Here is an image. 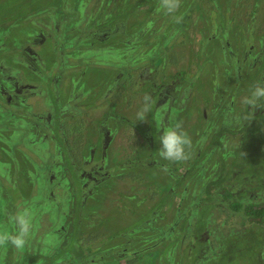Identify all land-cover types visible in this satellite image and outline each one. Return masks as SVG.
Wrapping results in <instances>:
<instances>
[{
	"label": "rangeland",
	"instance_id": "obj_1",
	"mask_svg": "<svg viewBox=\"0 0 264 264\" xmlns=\"http://www.w3.org/2000/svg\"><path fill=\"white\" fill-rule=\"evenodd\" d=\"M259 1V3H255L254 0H181V6L175 15H185L182 16L183 18L180 23H175L172 16L160 10L159 0H149L138 8H129V17L126 20V24H120V29L122 31L120 30L118 32L123 38H126V41L122 44L120 40L112 37L109 40V43L111 42V46L109 44L111 51L102 48L105 46L104 42L95 45V48L90 47L92 41L88 38L89 35H87L88 37L84 36L78 41L72 42V32L74 29L66 30L65 28H58V33H55L54 29L45 24L46 28L49 30V35L52 37V44L50 45V40L48 38H46L42 44H37V51L42 55V58H40L42 60V65H38V69H29L27 65L16 66L17 63L24 65L25 62L21 61L16 63L14 58L11 57L9 62L18 69H22L21 78L24 84H32L33 92L38 88L32 95V97L35 95L33 97L34 102H32L34 109H36L35 111H49L52 118L51 121L45 124L42 133L38 134L41 135V137L38 136L36 139V141H39L38 151L41 153L30 154L28 151L29 148L27 147V150L26 146L30 144L31 138L33 137L31 135L25 136L24 132L18 136L21 131L20 129L24 127L23 124L19 123L18 112L20 110H26L31 113L33 108L21 104L19 106L14 105V111H10L9 109L12 108V105L6 104L7 109H4V97H2V99L0 98V231H7L12 234H15L17 231L15 224L10 220V216L5 217L7 215V206L10 207L14 204L12 208H15V211L7 212L8 215H13L18 210L25 207L30 208L33 213V228L27 243L22 249H17L10 242L0 246V264H29L31 262L29 258L31 257H35V263L33 264H80L76 260H68L69 258H67V256L63 257L62 254L58 255V244L56 242L58 230L61 231L66 239L65 245L72 233H76V235L79 236L77 240L72 237L69 246L78 243L79 246L83 248L86 247L89 243H85L80 238L86 237L88 233L92 231L104 233L101 238L115 236L108 241L109 245L117 242L124 245V240H122L120 235L124 234L126 229L128 230L131 226L137 224L141 218L143 219L145 216L143 214L144 212L158 208L160 201H166L165 196H161V194L156 195L155 192V190L159 192L162 189V185L159 184V181L164 179V172L162 169L173 168L174 171L169 172L173 174L174 178H178L181 173L185 172L186 168H188L192 174H195L200 165L199 157L201 158V154H204L205 151L207 155L209 147L214 145V142L211 143L212 145H209V138L203 136L207 120L210 121L209 119L204 120L203 117L200 118L201 115L199 112L205 97L217 106L220 104L221 99L218 100L214 93L219 87L226 89L224 96H222L223 102H225V98L231 96L233 93L230 89L232 87L231 83L234 80V65L243 68V75L242 79L239 81V85L242 86L244 81L246 82V86L240 90V98L249 95L250 89L257 84L255 81L256 75H253L254 70L248 72L246 64L245 62L243 63L242 60H245V52L249 51L255 54L256 51L259 50L260 44L258 40H256L257 38H261L264 43V0ZM57 3H62L66 6L68 10L66 12L67 19L73 20L75 24L79 23L80 19H89L88 30L85 29V25L81 21L79 28L80 30L85 29L86 34H93L94 30L89 32L91 30L90 28L101 22L104 12H109L112 1H108L107 3L106 0H0L1 88H9L8 81L10 78H13L15 74V72L11 71L12 66L10 67V64L3 63V50L9 48L11 50L9 52L11 55H13V53L21 55L20 60H23L25 58V47H18L17 42L24 43L26 40L24 38L25 33L35 29L36 26L38 28V22L33 24L32 21L28 20L37 21L36 18L40 19L45 16V12H48L46 17L53 19V13L65 12V10H58V7H56ZM104 8L106 10H104ZM132 10H134L135 13L130 15V11ZM254 11L260 12L258 22H253L255 26L251 25L254 19L252 15ZM107 17L109 18V16ZM98 18L101 19L98 20ZM105 19L106 18H104V20ZM133 20H136L134 25L132 24ZM74 22L71 23L74 24ZM110 24L114 25L113 20L110 21ZM57 25L60 26V23L58 22ZM99 25H102V23ZM145 25L150 26L151 29L153 28L155 33H150L146 29H143ZM138 27H141V29L139 30ZM65 38L66 43L69 46L74 43V47L78 49V51L69 52L65 49L64 52L60 54H53V47H58L56 45L58 42L60 44L58 48H62L64 46L62 41H64ZM138 39H142L144 43H148L145 49L136 52L138 49ZM131 40H134V43H131ZM54 41H56V43H54ZM160 43L162 47L165 43L163 49L166 53L163 52L162 54V56H164V60L162 61L163 65L171 57H174V61L168 64L164 69L162 68V62L157 63L158 65L153 71L146 72V76L153 78L155 81L164 82L165 73L170 74L172 71L177 72L175 82L179 83L176 84L175 93H178L185 87L180 101L186 102L190 97L189 107L185 105L183 112L188 111L191 115L188 117L189 120L187 122L184 121L181 126L192 141L190 159L177 162L165 160L164 168H162L157 165V163H160L161 159H163L159 156V153H157V146L154 145L152 149H148L147 140L141 131L135 133L125 131L126 138L121 141H116V147L113 149V154L110 155V163H108L109 165L107 166L108 169H110V173L108 177H106L107 179L104 178L102 182H100L99 188L96 190L93 199H89L88 197L86 201L81 202L83 203L81 210H79L81 203H78L77 197H75V193L72 191H65L66 200L57 197L55 184L58 180H55L51 184L48 183L47 180L37 184V170H41L39 171L41 178L49 176V180L53 181L61 171L64 173L66 168L71 170L76 169L74 166L69 165V162L72 163L73 159L71 160L66 154L64 144L62 148V138L59 139L58 137L59 134L62 133V129L58 126L66 121V114L62 113L64 102L66 101L69 105H73L76 100L74 96L77 97V95L72 91L68 92L66 90H61L60 93L59 83L57 82L58 85L56 86V82L53 81L55 78V71H65L67 68L66 64L78 63L80 67L65 72L64 74L76 77V81L86 79L95 83L101 79H106L109 84L115 76L118 80L121 79L122 73L124 72L122 68L124 70L127 69L128 72L130 69H137L144 65H146L145 70L150 68L153 64L152 61L155 60V54L152 52L153 45L157 47ZM251 43L254 49H248V45ZM166 44H171L172 46H167ZM123 45H126L128 49L132 46L129 51L132 54H128L127 52V56L135 60H131L132 66L126 65L127 61L119 56V53L124 49ZM149 48L150 51L147 52ZM262 53H264V50ZM137 54H144L145 61H140V58H137L139 57ZM260 56L263 57V55ZM52 64H54L55 67L51 68ZM257 66L264 70V59L257 63ZM157 68L159 69L157 72L158 74L154 75V71ZM116 69H120L122 72ZM78 75H80V77ZM136 75L134 77L133 75L128 76V79L133 77L132 83H136L137 79L135 80V78H138ZM261 76L262 75H259L258 78ZM252 77L254 78L253 81H251ZM68 78L72 79L71 77ZM181 78L182 80L180 81L179 79ZM172 79L173 78L169 77V81H167L166 85L169 84ZM138 81L139 83L136 85V95L138 94V96L135 101L141 102L145 94L149 95L152 101L151 110L145 115L144 119H139L138 111L141 105H134V94L132 93V95H130V93L124 90V95H117V93L113 94L114 97L116 96L113 104L117 102L116 107L114 106L113 109H117V112L111 115V117L131 125L139 124L146 127L147 133L158 143L159 134L156 135L158 124H162L164 127L161 132L162 135L164 130L170 128L174 124L175 115H173V108L171 111L168 107L170 103L169 98L166 96L161 97V92H164L163 88H161L159 92L156 90L158 86L154 88V86L149 85L146 88H142L139 78ZM63 82L64 81L60 82V89H62ZM261 82H263V80ZM121 83L123 82L121 81ZM151 83L152 80L149 81V84ZM80 86L83 87L82 85ZM116 86L112 88L115 89ZM66 89H68V87H66ZM105 90L106 88L103 94H105ZM65 92H68V94L64 95ZM98 92L101 93L99 88ZM98 92L97 96L99 97L100 93ZM86 97L87 96L83 97L84 101ZM108 98L109 96H105V98L99 101L100 107L97 108L98 113H102L104 109H106L109 100L106 102L105 100ZM128 100L131 101L129 106L126 105ZM86 103L87 105L92 104L91 102ZM262 106L264 113V102ZM252 110H254V108H252ZM159 113L161 114L159 115ZM159 120L162 123L159 122ZM246 126L247 124H245L244 136L241 137L239 148L235 147L236 140L233 139L231 146L225 144L220 148V154L214 149L215 152L212 157L218 158L216 160L227 162L230 160L228 156L233 150L235 157L233 160L235 161L234 167L239 169L245 168L244 175H242L244 180L240 182L247 184V188H244V190L248 189V198L252 200V202H256L262 197L264 198V127L262 131L255 130V132L261 136L260 139L256 135H253L251 127ZM52 129H54L55 132L49 135L48 132ZM44 135L45 138L43 137ZM51 136H53L56 146L59 145L62 150L61 154L59 153V162L62 164L55 170H53V167H47V169L45 167L54 162L51 156L45 154L46 150L50 154V150L48 146L44 144V141ZM66 138H68L70 146L73 141H76V137L73 139V134H68ZM89 139L91 142L94 141L91 137ZM137 140H139V144L136 143ZM86 142L85 139H81L80 144H78L79 150L82 149L83 151L85 149ZM141 145L143 147H140ZM111 146H114V144H111ZM137 146H139V148ZM48 157H50L49 160H45L48 159ZM130 157L131 160L133 157L134 159L136 158L138 165H131V167H129L130 170L128 167L119 170L118 164L116 165V163L125 161ZM223 157L227 158L224 159ZM84 159H86V156L82 155L78 160L82 162ZM42 161L44 165H41ZM146 162L150 163V167H145ZM190 167L192 168L190 169ZM218 169L219 166H216L214 172H218ZM117 172L120 173L121 176L116 177ZM128 172H132L133 175L128 176ZM178 172L180 173L178 174ZM224 173H226V171ZM28 175H34L35 183H33V177ZM28 177L29 179L27 182ZM84 179L85 181L82 182V184L79 180L75 181L78 185L81 184L80 188L85 186L86 177ZM165 179L167 183L171 184L169 177ZM190 184L191 183H189V185ZM185 185H187L186 181L180 184L181 188H184ZM57 186L60 188L64 186V183L58 184ZM78 191L79 189L76 191V195ZM152 194L156 196H153L154 200H149L148 197ZM118 199H120L121 203L117 206L115 200ZM190 200H197V198ZM145 204H147L146 207H144ZM170 206L175 207L176 205L171 203ZM197 206L199 209L194 212L205 208V205L201 202ZM62 209H64V214L60 212ZM105 210L110 211V218L105 220L103 226H99L100 230L91 228V224L98 225L101 222L100 219L96 221L93 218V216H95L93 211H96L98 214ZM46 212H49V214H45ZM90 212H92L89 215L91 219L86 216ZM52 219L55 221L53 222ZM247 225L248 223L243 224L239 217L229 215V212L224 208L217 209L216 207H212L207 215L206 228L200 224H195L194 229L189 232V236L183 242L181 257L184 258V263L196 264V262L192 260V255L199 249V243L201 241L207 240L208 243L206 246L209 250L205 252L203 257L205 259L207 256L217 252L214 243L217 242L218 238H223L232 233H240L241 229ZM55 228L58 229L56 230ZM120 228H123V231L120 230ZM41 234L43 238L40 237ZM50 235L54 236L53 239L45 242L46 238ZM91 238L92 244L100 240L98 237ZM33 239H35V241H33ZM257 240L258 239L245 240L243 242L244 245L241 247L242 249H240L241 251H238V255L234 256L232 260L225 264H261L258 259L259 253H257L256 249ZM154 241L155 240L148 241L153 243L146 252L149 254V259L145 253L138 257L135 264L170 263V254H164L165 259H157L159 253H155L153 256L151 255L154 247L160 252H162L161 249L164 248L163 244L159 247L154 245ZM74 248H77V246L73 245L72 249ZM52 249L56 250V254L50 257L49 251ZM174 252H176V259L182 262L178 247L173 250V253ZM21 253H23V255ZM62 257L63 259L61 260ZM109 263L124 264L122 259L118 262L117 260H109Z\"/></svg>",
	"mask_w": 264,
	"mask_h": 264
},
{
	"label": "flooded vegetation",
	"instance_id": "obj_2",
	"mask_svg": "<svg viewBox=\"0 0 264 264\" xmlns=\"http://www.w3.org/2000/svg\"><path fill=\"white\" fill-rule=\"evenodd\" d=\"M106 1L107 3L108 1L109 2L112 1L111 8L109 9L110 14H106L109 12L104 13V16L101 20V22L103 23V26L99 25L100 23H98L97 27L99 28L97 27L90 28L91 30L89 32L94 30L93 34H86L85 29L88 30V21L86 19H80L79 23L77 24H75L73 20H68L66 17L67 16L66 12L68 10L66 6H64L62 3L60 4L57 3L56 7H58V10L59 9L65 10V12H60L57 14L53 13L52 15L53 19H51L50 17H46V14H48V12H45L44 14L45 16L41 17L40 19L36 18L37 21L28 20V21H32L33 24L35 22H38L37 24L38 28L36 26L35 29L29 30L28 32L25 33L24 38L26 40L24 43L17 42L18 47L20 48L22 46L25 47L24 66L27 65L29 69L36 70L38 69V65H42V60L40 59L42 58V55L38 53L37 51L38 49L36 46L37 44H42L46 40V38L50 40V45L52 44L51 43L52 37L49 35V30L46 28L45 24H47L50 28L54 29L55 33H58V30H57L58 28H65L66 30L74 29L72 32V40H73L72 42L78 41L81 37L89 35V37L88 36L87 37L91 39L92 41L90 45V47L92 48H95V45H98L99 43L104 42L105 46L102 48L104 49L106 48L108 51H111L110 49L111 42L109 43V40L112 37L116 38L117 40H120L121 43L124 44L126 41V38H123L118 32L121 30L120 24L122 23L126 24V20L129 17L128 16L129 9L128 10L121 9L119 12H116V9L118 7H114V4H115L114 1L113 0H106ZM111 12L113 14L112 19H110L112 15ZM132 13H135V11L134 12L131 11L130 15ZM107 16H109V18ZM104 18L106 19L104 20ZM112 20L114 22V25L110 24V21ZM80 21L84 23L85 25L84 30H80L79 28ZM58 22L60 23V26L57 25ZM71 22H74V24H72ZM125 26H128V25H125ZM39 29H42V30H39ZM138 29L140 30L141 27H138ZM143 29H146L150 33H155V30L153 28L151 29L150 26L148 25H145ZM256 40H258L259 44L262 45V46L259 45V48H261V51L257 50L255 54H252L249 51L245 52L244 54L245 60H242V61L243 63L245 62L248 72L254 70L253 75H256L255 81L257 83L264 84V70H262L259 66H257V63L261 62V60L264 59V56L263 57L260 56L262 55V51H263L262 50L263 42L261 38H257ZM56 41H54V43H56ZM62 42H63L62 44H64L62 48H58L60 45L58 42L56 44L58 47L56 46L53 47V54H56V53L60 54L64 52L65 49H67L66 51H69V52L78 51V49L74 47V43H72L73 45L71 46H69L66 43V38ZM130 42L134 43V40H131ZM137 43H138V49L136 50V52H139L141 49H145V46L147 45L148 42L144 43L142 39H138ZM160 46H161V43L157 47L156 45H153L152 52L153 54H155V60L152 61L153 64L150 68L145 70L146 65H144L142 67H138L137 69H130L129 72L126 69V71L123 72L122 79L119 80L120 84L119 83L114 84V81H112L111 83L107 85L106 90H105V95L109 96V98L106 99L105 102L107 100L109 101H108V106L106 107V109H104L102 113H98V111H96L93 107V105L95 104L96 96L98 92L97 84L95 85L96 82L93 83L91 80H86V79H82L81 81L78 82L77 86L73 89V93L76 92V90H78V92L76 93L77 97L74 96V98H76L74 104L69 105L65 101L62 106V113L66 114V121L63 122L60 126H58V127H61L62 129V133H60L58 137L59 139L62 138V148L64 144L65 149H66V154L71 160L74 158L77 159V156H79L80 154L85 155L86 159L82 160V162L78 160L77 162L70 163L68 161L69 165L74 166L77 170L76 169L71 170L67 168L64 173L61 171L53 181L49 180L50 178L49 176L45 178L44 177L41 178V176L39 175V171L41 170H37V174H36L37 184L44 182V180H47V182L50 184L53 183L55 180H58L57 183L55 184L56 195L58 198H62L63 200H66L65 198L66 194H64L65 191H72L73 193H75V197H77L76 191L80 188V185H78L75 181L79 180L80 182H84L85 177H86L85 186L87 185V186L93 187V189H98L100 182H102L104 178L108 177L110 173V169H108L107 167L109 165L108 163H110L109 161L110 155L113 154V149H115L116 147V141L117 140L121 141L126 138L125 131H131L132 133H135L138 131L143 132L144 137L146 138L148 146H149L148 149H152L154 145H156L157 146L156 148H158L157 153H159V149L161 148L159 146L160 140L158 143H156L153 140L152 136L149 133H147L146 127L141 126L139 124L131 125V124L123 122L122 120L118 121L117 119H114L111 117V115L117 112V109H113L114 106L116 107V103H117V102H114L113 104L114 98L116 97V96L114 97L113 94L115 93H117V95H120V94L124 95V90H126L127 93H130V95H132V93L134 94L135 96L133 99L134 105L142 104V101L141 102L135 101L138 96V94L136 95V89H137L136 85H138L139 83L138 78L141 80L140 84L142 88L143 87L146 88L150 85V86H154V88L158 86L156 89L157 92H159L161 88L164 89V92H161L162 94L161 97L166 96L167 98H169L170 103L168 104V107L170 108L171 111L173 108V112H174L173 115H175V121L171 127H175L177 123L181 125L184 121L187 122L189 120L188 117L191 114L188 111L183 112V108L185 107V105L189 107L190 97L187 99L186 102L180 101V97L184 93L185 87L182 90H180L178 93H175L176 84L179 83V82H175V76L177 75V72L172 71L170 74L165 73L164 82L155 81L153 78H149L148 76H146V72L153 71L158 65L157 63L162 62L164 60V57H160L159 55ZM170 46L172 45L170 44ZM248 46H247L248 49L249 48L254 49V46L252 45V43L249 44ZM131 47L128 49L126 45L125 46L123 45L124 49H122L121 53H119V56L123 57L125 61L129 59V57L127 56V52L128 54L129 53L132 54L131 52H129ZM150 48L147 50V52L150 51ZM7 50L8 52L7 51L2 52L3 56L9 55L10 58L13 57L15 60L17 59V61L20 60L21 55H17L16 53H13V55H11L9 53L11 50L9 48H7ZM137 56H139L137 58H140V61H145L144 54H137ZM132 61H135V60L133 59ZM173 61H174V57H171L167 62L164 63V65L162 62V68L163 69L166 68V66L172 63ZM66 66L67 68L65 69V71L61 72L60 70H57L54 73L55 78L53 79V81L56 82V86L59 83L60 93H61L60 82L61 81L68 82L66 79V76H69V75L68 74L65 75L64 73L69 72L70 70H73L77 67H80L78 63H74V64L70 63V64H66ZM53 67H55L54 64L51 65V68ZM13 68H16V67H13ZM20 70L22 69H18L17 70L18 72L14 74V77L9 79L8 81L9 88L7 90L0 87L1 88L0 92L5 94L4 109H7L6 104L12 105V108L9 109L10 111L12 110L14 111V108H13L14 105L19 106L21 104L24 106L33 108V111L31 113L27 112L26 110H20L18 112L19 123L24 125V127L20 129L21 131L18 134V136L23 132L25 136L31 135L33 138H31V142L28 146H26V149L27 147L29 148V150L28 149L27 150L30 152V154L41 153L38 151L39 141H36V139L38 138V136L41 137V135H38V134H41L45 128V124L51 121L52 115L49 111H45V112L35 111L36 109H34V106L32 104V102H34L33 97L35 95L33 97L32 95L35 93V91L38 88H36L35 91L33 92L32 91L33 87L31 86L32 84L30 83L24 84V82L20 79L21 77ZM116 70L121 71L120 69H116ZM158 71L159 69L157 68L154 71L155 73L154 75H157ZM131 75H133V77L135 75L136 77H138V78H135V80L137 79L136 83L135 82L132 83L133 77L128 79V76H131ZM242 75H243V68L241 66L234 65V80L231 83L232 87L230 89V91L233 93L231 94V96L225 98L226 103L223 102V98H222V96H224L226 92V89L219 87L218 90L215 91L214 95L215 97L218 98V100L221 99L220 104L216 106L214 103H212L209 99H206L205 97L204 103H202L201 105V110L199 112L201 115L200 118L203 117L204 120H207V119L210 120V121L207 120V124L204 130L203 136H205L206 138H209L208 140L209 145H212L211 143L214 142V145L209 147V150L207 152V155H209V157H211L214 154L215 150L220 154V148H222L225 144H227L228 146H231V144L233 143V139L236 140L235 147L239 148V145L241 143V137L244 136L243 134H244L245 124L251 127L254 136L256 135L258 138L261 139V136L257 132H255V130L262 131V128L264 127V113H263V108H262L264 101H261L260 106L257 108H254V110H252L251 107L243 105L241 103L242 98H240V90L246 86L245 81L242 84V86L239 85V81L242 79ZM259 75H262V76L258 78ZM78 76L80 77V75ZM169 77L173 79L172 81L169 82V84L166 85L167 81H169ZM253 79L254 78L252 77L251 81H253ZM57 80H60V81H57ZM150 80H152L151 84H149ZM179 80L181 81L182 78ZM262 80L263 82H261ZM121 81L123 83H121ZM117 84L119 85L116 86ZM80 85H82L83 87H81ZM113 86H116V88L113 89L112 88ZM85 96H87L85 101L91 102L92 103L91 105H87V103L83 100V97ZM127 102L128 103H126V105L129 106L131 104V101L128 100ZM160 114L161 113H159V115ZM35 117H38V118H35ZM97 118H101V119H97ZM159 122L161 121L159 120ZM98 124H99V127H98ZM216 127H219V128H216ZM163 128L164 127L162 124L161 125L158 124L156 135L159 134V138L161 136V132ZM33 131L35 132V134ZM53 132H55L54 129H52L48 133L50 135ZM68 134L70 135L73 134V139L74 137H76V141H73L71 146L69 144L68 138H66ZM43 137L45 138V135ZM90 137L94 139L93 142L90 141L89 139ZM82 138L85 139L87 142H86L85 149L82 152H80L78 144H80ZM136 143L139 144V140H137ZM44 144H46L50 150V154L47 150L45 151V154L51 156L54 159V162H52V164L46 165L45 167L46 169L47 167L49 168L53 167V170H55L59 165L62 164L59 162V153L61 154L62 152L61 147L59 145L56 146L53 136H51L46 141H44ZM111 144H114V146H111ZM137 147L139 148V146ZM140 147H143V146L141 145ZM49 158L50 157H48V159H45V160L48 161ZM133 159L134 157L132 158V160ZM149 162H146V166H147L146 168L150 167ZM136 164L138 165V163ZM41 165H44L43 161ZM116 165L118 166L119 170H123V168L125 167H128L129 169L131 165H135V164L128 163L127 165H121V163L119 162V163H116ZM157 165L164 168L163 166L165 165V159H161V162L157 163ZM162 170L164 172V179L159 181V184L162 185V189L159 192L155 190V192H156V195L161 194V196H165L166 201L165 202L160 201L158 205L159 207L157 206L158 208L144 212L143 213L145 215L144 218L146 217L151 218L155 214H157L158 216L165 214L168 217L171 211L175 209V207L177 208L180 205L179 195L180 193H182L181 189L183 188L180 189L179 187H177V178H174L171 175V172H169V171H174V169L173 168L171 169L170 167V168H166V170L165 169H162ZM28 176L33 177L32 180H33V183H35L34 175H28ZM118 176H121V174L117 172L116 177ZM167 177L170 178L171 184L167 183L165 179ZM28 179L29 177L27 178V182H28ZM83 179L84 181H81ZM63 183H64V186L60 188L57 186L58 184H63ZM187 186L188 184L184 186V189ZM156 195H153V196H156ZM183 195L182 197H185ZM148 199L154 200L153 198L151 199V195L148 197ZM115 201H116L115 204L117 206L119 205V203H121L120 199L115 200ZM78 203H81V201L78 200ZM171 203L176 206L171 207L170 206ZM13 206L14 204L10 207L7 206V212L15 211V208L14 209L12 208ZM146 206L147 204L144 205V207ZM189 208H191V206H187V207L183 206L184 211L182 212L183 217H186L187 223H189L188 216L195 210L199 209L198 206H196L192 211L189 210ZM7 212L6 214L8 215ZM91 213L92 212H90L89 215ZM93 213L95 214L93 218L96 221L98 219H100L101 221H105L110 218V211L105 210V211L99 212L98 214L96 213V211H93ZM171 218L172 217H170V220ZM141 219L138 221V223L141 221ZM123 228H120V230L123 231ZM162 231L164 232L163 236L161 237L162 240L155 241L154 245L159 247L163 244L164 245L163 249L171 250V249H174L173 247H177V245L184 242L183 236L186 234V226L185 227L183 226V222L181 219L178 223H174V225H172L171 227L168 226V229L163 228ZM176 234L178 235L176 236ZM178 237H180L182 240H179ZM205 242H207V240H205Z\"/></svg>",
	"mask_w": 264,
	"mask_h": 264
},
{
	"label": "trees",
	"instance_id": "obj_3",
	"mask_svg": "<svg viewBox=\"0 0 264 264\" xmlns=\"http://www.w3.org/2000/svg\"><path fill=\"white\" fill-rule=\"evenodd\" d=\"M113 1L115 3L114 7H118L116 9V12H119L121 9L128 10L129 8H138L139 6L145 4L149 0H145V1L113 0ZM254 2L259 3L260 1L254 0ZM104 10L106 9L104 8ZM132 12H134V10H132ZM106 14H110V12ZM259 14L260 12H255V11L252 13L254 19L252 20L251 25L255 26L253 22L254 21L258 22ZM183 15L185 14H182V16ZM112 16L113 14L111 15L110 19H112ZM100 19L98 18V20ZM86 20L89 21V19ZM135 22L136 20H133L132 24L134 25ZM93 27H97V25L95 26L93 25ZM262 50H264V48H262ZM3 51H7V50H3ZM258 51H261V48H259ZM262 55L264 56V53H262ZM2 58H3V63H7L8 65L10 64V67L12 66L11 71L15 73L18 72L17 71L18 68L16 66H24L17 63L22 61V60L17 61V59L16 60L14 59L17 64L16 66H13V64L9 62V60L11 59L9 55H4V56L2 55ZM131 60L133 59L130 58L127 59L126 65L132 66ZM20 79L22 80L21 77ZM7 89L8 88H5V90ZM2 97H5V94L0 92V98L2 99ZM159 146L161 147V143L159 144ZM211 157H209V155H206V152H204V154H201V158L199 157L200 165L199 168L196 170L195 174H192L190 170L186 168L185 172L181 173L178 176L177 187L181 189L180 184L183 182L182 180L186 181L188 186L186 187L187 190L186 188L181 189L182 193H180L179 195L180 205L177 208L175 207V209L171 211L168 217L165 214L161 216L155 214L151 218L146 217L141 219L139 223L131 226L128 230L126 229L125 233L120 235L122 240H124V245L118 242L109 245L108 241L115 236L112 237L107 236L101 238L104 233L101 232L96 233L95 231H92L91 233L89 232L86 237L80 238L85 243H89L86 247L83 248L79 246L78 243H74L69 246L70 239L73 237L75 238V240H77V237L79 236H77L76 233H72L70 239L66 241V245H65L66 239L64 235L61 233V231L58 230L57 238H56V242L58 244L57 246L58 255L62 254L63 257L67 256V258H69L68 260L73 259L78 261L80 264H108L109 260L111 261L117 260L118 262L121 259L124 264H135L138 257L140 255L145 254L153 244L151 242H148L149 240H155V241L162 240L161 237L164 234V232L162 231L163 228L168 229V226L171 227L172 225H174V223H178L181 219L183 222V226L184 227L186 226V234L183 236V241H185L186 238L189 236V232L194 229L195 224H200L206 228L207 215L209 214V211L211 210L212 207H216L217 209L224 208L226 211L229 212V215L239 217L240 221L243 222V224L248 223V225L244 226L241 229L240 233L238 232L232 233V234H228V236H224L223 238H218L217 242L214 243L215 244L214 247L217 249V252L213 255L207 256L205 259L203 257L205 255V252L209 250L208 247L206 246L208 243L205 242V240L201 241L199 243V249L195 251L192 255V260H194L196 264H225L226 262L232 260L234 256L238 255V251H241L240 249H242L241 247L242 245H244L243 242L245 240L258 239L256 241L257 244L256 249H257V253H259L258 259L261 264H264V198L262 197L260 200L256 202H252V200L248 198V189L244 190V188H247L246 187L247 184H243L240 182L244 180L242 175H244L245 168L239 169L234 167L235 161L233 160L235 159V157L233 154V150L230 152L228 156V159L230 160L227 162L225 161L222 162L221 160H216L218 158L215 157L211 158ZM223 158L225 159L227 157H223ZM120 163L121 165H127L128 163L136 164L137 162H136V158L134 160H131L130 157L125 161H121ZM216 166H219L218 172H214ZM145 167H146V163H145ZM191 168L192 167H190V169ZM247 169L249 171L248 167ZM225 171L226 173H224ZM212 172H213V176H212ZM179 173L180 172H178V174ZM127 174L128 176L133 175L132 172H128ZM171 175L173 176L172 173ZM81 181H84V179ZM189 183L191 184L189 185ZM92 188L93 187L87 185L82 188H79V191L77 192V201L78 200H80L81 202L86 201L88 197L89 199H93L97 189L92 190ZM182 195L185 197H182ZM152 198L153 195H151V199ZM193 198H197V200H190ZM200 202L203 205H205V208L203 210H198L194 212V215L192 212L188 216L189 223H187L186 217H183V213H182L184 211L183 206L184 207L191 206L189 210L192 211ZM82 204L83 203H81V205L79 206V210H81ZM60 212L64 214V209L60 210ZM45 214H49V212H46ZM8 216H11V214L6 215L5 217ZM86 216H88L89 219H91L89 214ZM170 217H172L171 220ZM52 221L54 222L55 220L52 219ZM104 223L105 221H101L100 224L98 225L97 224L92 225L90 222L91 228H95L96 230H100V227L103 226ZM55 229L57 230L58 228ZM177 235L178 234H176V236ZM40 237L43 238V235L41 234ZM53 237H54L53 235H50L48 238H46V240L51 241ZM91 237H98L100 238V240L95 244H92ZM178 239L182 240L180 237H178ZM33 241H35V239H33ZM73 245L77 246V248L72 249ZM177 247H178V251L180 250V257H181L183 243L179 244V246ZM177 247H173L174 249L171 250L161 249L162 252H160L154 247L152 249L153 251L151 255L153 256L155 253H159L157 259H160V258H164V254H170L169 264H185L184 258L181 257L182 262H180L176 259V252L173 253V250H175ZM21 254L23 255V253ZM55 254H56V250L52 249L49 251L50 257L54 256ZM145 255L149 259V254L146 253ZM63 257L61 258V260L63 259ZM29 261H31L29 264L35 263V257L29 258ZM109 264H116V263H109Z\"/></svg>",
	"mask_w": 264,
	"mask_h": 264
},
{
	"label": "clouds",
	"instance_id": "obj_4",
	"mask_svg": "<svg viewBox=\"0 0 264 264\" xmlns=\"http://www.w3.org/2000/svg\"><path fill=\"white\" fill-rule=\"evenodd\" d=\"M180 6L181 0H159L160 10L165 14L172 16L176 23H180L183 18L182 15H175ZM22 61L24 62V59ZM261 101H264V84L261 83H257L252 89H250L249 95L241 99L243 105L251 108L259 107ZM151 106V97L145 95L142 98L141 108L138 111L139 119H144L145 115L151 110ZM159 140L161 143L159 156L161 158L171 162L186 161L190 159L192 141L179 123H177L175 127L164 130ZM10 220L15 224L17 231L15 234L7 231H0V246L10 242L17 249H22L32 232L33 213L30 208L25 207L11 215ZM45 242H47V240Z\"/></svg>",
	"mask_w": 264,
	"mask_h": 264
},
{
	"label": "crops",
	"instance_id": "obj_5",
	"mask_svg": "<svg viewBox=\"0 0 264 264\" xmlns=\"http://www.w3.org/2000/svg\"><path fill=\"white\" fill-rule=\"evenodd\" d=\"M176 23V22H175ZM167 46H169L170 44H166ZM165 46V43L163 44V47ZM163 47L161 46L160 47V49H159V55H160V57H164V56H162V54H163V52H165L166 53V51L163 49ZM122 71H126V70H124V69H122ZM121 71V72H122ZM68 77H71L72 79H70V78H68ZM116 77V76H115ZM113 78V80L112 81H114V84L115 83H120V81L117 79V78ZM122 77H123V73H122V76H121V79H122ZM66 79H67V81L68 82H66V81H64L63 82V86H62V89H60V90H66V91H68V92H70V91H72L73 92V89L77 86V84H78V82L79 81H81V80H75V79H77L76 77H72V76H66ZM74 79V80H73ZM120 79V80H121ZM97 84V88H99V90H101V93H100V96L98 97V96H96V101H95V104L93 105V107H94V109L96 110V111H98L97 110V108L98 107H100V105H99V101L101 100V99H103V98H105V94H103V91H104V89L107 87V85H108V82H107V80L106 79H101V80H99L98 82H96L95 83V85ZM66 87H68V89H66ZM68 92L66 93H64V95H66V94H68ZM78 92V90H76V92H74L75 94ZM97 98H98V101H97ZM80 152H82V149L80 150ZM83 154H80L79 156H77V159L76 158H74L73 160H72V162H77L78 161V159L80 158V156H82ZM62 166H64V165H62ZM67 169V168H66Z\"/></svg>",
	"mask_w": 264,
	"mask_h": 264
}]
</instances>
